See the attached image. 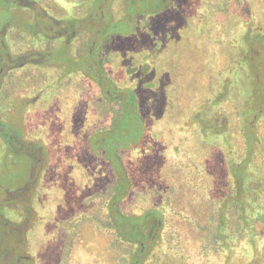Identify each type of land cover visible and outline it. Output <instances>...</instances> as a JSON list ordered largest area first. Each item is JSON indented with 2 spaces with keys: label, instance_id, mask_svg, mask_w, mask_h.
<instances>
[{
  "label": "trees",
  "instance_id": "trees-1",
  "mask_svg": "<svg viewBox=\"0 0 264 264\" xmlns=\"http://www.w3.org/2000/svg\"><path fill=\"white\" fill-rule=\"evenodd\" d=\"M135 1L25 54L0 21V229L74 144L89 264H264V0Z\"/></svg>",
  "mask_w": 264,
  "mask_h": 264
},
{
  "label": "flooded vegetation",
  "instance_id": "flooded-vegetation-1",
  "mask_svg": "<svg viewBox=\"0 0 264 264\" xmlns=\"http://www.w3.org/2000/svg\"><path fill=\"white\" fill-rule=\"evenodd\" d=\"M161 2L165 6L175 4L174 0ZM121 4L122 0H1V29L7 47L22 54L29 49L52 48L58 40L71 47L77 41L73 35L87 28L102 35L107 17L115 20ZM133 4L137 6L138 2H126L130 9L136 7ZM242 24L236 26L241 25L242 30ZM71 145L76 153L51 154L53 162L40 172L43 176L41 180L38 177L34 188L33 204H28L29 196L23 193V177L18 199L7 197L0 229V264H89L88 220L83 202L80 217L77 214L80 199L85 197L83 181L88 165L81 154L79 167L78 148ZM58 161L64 163L57 165ZM50 175L53 179L47 184Z\"/></svg>",
  "mask_w": 264,
  "mask_h": 264
},
{
  "label": "rangeland",
  "instance_id": "rangeland-1",
  "mask_svg": "<svg viewBox=\"0 0 264 264\" xmlns=\"http://www.w3.org/2000/svg\"><path fill=\"white\" fill-rule=\"evenodd\" d=\"M139 4V3H138ZM139 7H140V4H139ZM3 19V16H2V12L0 13V21ZM186 20H188V19H186ZM193 21L195 22V24L193 25V27H194V30L193 31H195L196 30V27H197V25H200V22L198 21V19L196 18V16H194L193 18H190L189 17V22L192 24L193 23ZM197 24V25H196ZM207 30H209L208 28H206ZM240 29V26H236L234 29H233V31L231 32V33H236V32H234L235 30H239ZM212 35H213V33H212ZM228 36V38H230V35H227ZM193 37H194V40L196 39V42L199 44V40H198V36H197V34L196 33H193ZM232 37H233V35H232ZM213 38H214V36H213ZM212 41V40H211ZM215 49H216V47H215V43L214 42H210L209 43V47H207V50H208V53H209V59H211V57H212V54H213V51H215ZM208 53L206 52V57L208 56ZM183 55V54H182ZM197 56H198V53H196V54H193V52L191 53V57L193 58V57H195L196 58V60H197ZM183 57H184V55H183ZM207 59H208V57H207ZM211 68L210 69H206V73L207 74H210V72L211 71H213V72H215V75L217 74V72L219 71L218 70V65L217 64H214V61L212 60L211 61ZM214 75V76H215ZM18 171V169H16V172ZM24 172L26 173V170L25 169H22V170H19L18 171V175H17V178L19 179V181L22 179V177L24 176ZM51 177V175L49 176V177H47L46 178V183L47 184H49V183H51V181H52V179L53 178H50ZM44 212H46L45 210H44Z\"/></svg>",
  "mask_w": 264,
  "mask_h": 264
}]
</instances>
